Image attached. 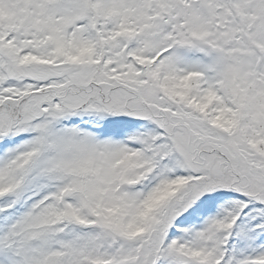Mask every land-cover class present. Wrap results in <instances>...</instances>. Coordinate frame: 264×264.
<instances>
[{"label": "snow or ice", "instance_id": "6c2138e0", "mask_svg": "<svg viewBox=\"0 0 264 264\" xmlns=\"http://www.w3.org/2000/svg\"><path fill=\"white\" fill-rule=\"evenodd\" d=\"M0 264H264V0H0Z\"/></svg>", "mask_w": 264, "mask_h": 264}]
</instances>
